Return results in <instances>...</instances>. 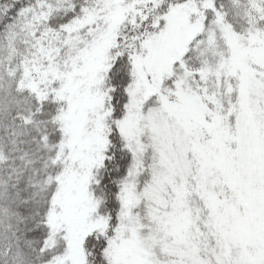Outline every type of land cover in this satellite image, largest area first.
Instances as JSON below:
<instances>
[{
	"label": "snow or ice",
	"instance_id": "6c2138e0",
	"mask_svg": "<svg viewBox=\"0 0 264 264\" xmlns=\"http://www.w3.org/2000/svg\"><path fill=\"white\" fill-rule=\"evenodd\" d=\"M0 264H264V0H0Z\"/></svg>",
	"mask_w": 264,
	"mask_h": 264
}]
</instances>
